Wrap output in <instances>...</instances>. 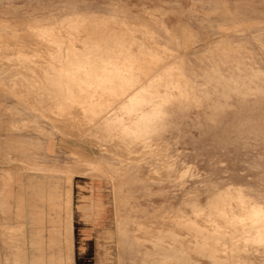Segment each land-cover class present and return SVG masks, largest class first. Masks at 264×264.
I'll return each mask as SVG.
<instances>
[{
  "label": "rangeland",
  "instance_id": "rangeland-1",
  "mask_svg": "<svg viewBox=\"0 0 264 264\" xmlns=\"http://www.w3.org/2000/svg\"><path fill=\"white\" fill-rule=\"evenodd\" d=\"M239 5L238 0H0V66L7 70L3 75L25 82L16 92H0L19 100L8 109L18 118L11 129L33 133L39 142L22 149L15 143L8 155H19L25 169L42 174L24 185V195L32 198L19 202L39 210L36 222H69L63 177L68 182L79 174L102 181L112 214V228L97 241V264H264V221L248 212L256 203L264 206V11ZM73 12L80 14L71 21L66 15ZM97 42L113 48V55L139 56L134 72L140 78L96 80L97 69H111L110 63L96 62L106 55ZM59 58L66 77L55 84L44 68ZM148 85L158 95L147 100L145 92L144 105L122 104ZM63 137L86 140L94 154L84 159L52 148ZM64 159L72 161L71 168L47 163ZM2 180L15 191V174L7 172ZM224 191V205L216 212L208 204ZM14 195L0 200L3 213L16 206ZM47 234L51 242L41 252L49 255L42 264H73L69 232L66 238L60 231Z\"/></svg>",
  "mask_w": 264,
  "mask_h": 264
},
{
  "label": "crops",
  "instance_id": "crops-1",
  "mask_svg": "<svg viewBox=\"0 0 264 264\" xmlns=\"http://www.w3.org/2000/svg\"><path fill=\"white\" fill-rule=\"evenodd\" d=\"M160 1L183 2L184 0ZM238 1L240 4L239 8L243 10L247 11L248 9L252 11L258 10L259 12L264 11V0H252L250 2L246 0L244 2L243 0ZM244 4H248L250 7H248V5L245 6ZM103 50L106 55L98 57L96 62L100 63V61H104L110 63L112 68L107 71H100L97 69L95 71L96 80L105 81V79H125L128 81L140 78V75L137 72H134L139 67V56L113 55L111 52L113 48L110 47L107 48V51L106 48H103ZM122 59L125 60V62L121 61ZM131 59L133 60L131 61ZM129 60L131 63L135 60V63L130 64L129 62L128 64ZM125 63L126 66L129 65L130 67L128 66L125 68ZM124 69L129 73L126 72L127 74H125ZM6 71L7 70L0 66V88H10L13 90L12 92H16L17 88L25 85V82L22 80L16 81L10 79L8 75H3ZM105 74L107 78L104 77L103 79L102 77ZM118 76L122 77L118 78ZM108 77H111V79ZM100 85L104 86V84ZM142 87V89H135L133 90L134 92H131V94L129 93L130 98L122 104L127 103L144 105L146 100L143 95L145 92H147V100L158 95L156 90H152L151 85H148L147 89L144 88L145 86ZM96 91L98 94L107 93V89L105 88H97ZM152 91H155V94H153ZM7 92L8 91L0 92V200L8 199V197L4 195L9 192H14L15 197L11 196V198L15 199L17 204L15 207L3 209L4 213L2 212V209H0L1 219L4 220L5 217V222H0V264H42V258L46 255V253L42 254L41 249L47 248V245L51 242L49 241L50 236L47 233L53 231L63 232L65 238V233L69 232L68 242L71 250V256H73V264H97V241L101 233L109 231L113 226L109 222L112 214L106 204L108 197H106L102 181L97 178L89 179L83 175L77 174L71 178V181L68 180L67 182V179L70 178L69 176L68 178L67 176H64L63 179L65 180V183H67V186L64 185V188L68 187L66 189L69 190L68 202L71 207L69 222L64 223L63 225H53L49 223L40 224L36 222L40 214L39 210L33 207H26V205L24 206L19 202L32 198L29 196L28 192L25 193L27 195H24V185L29 184V182H37L38 177H41L42 174L30 168H28V170L25 169L24 163L20 161L23 158L21 157V159L19 155H15V159L13 158L14 155L10 157L8 155V150L15 143L17 144V149H22L24 144L28 146L27 148H29V146L36 144L37 137L33 133L21 134L19 132H14L11 129V125L18 118L16 117V114L10 113L8 109L15 108L14 105L17 104L19 100L15 96H9ZM112 92H116V90L112 89ZM140 111L147 116V111L143 107H140ZM51 146L52 148L56 147V150L63 151L64 153L74 152L84 159H87L88 156L93 155L95 152L90 143L84 139H71L69 137H63L59 138L57 142L51 143ZM59 161L60 162L50 161L47 163H49V167H72V161L69 159ZM94 166L92 167L93 170L102 169L99 165H96L97 167ZM102 170H105L104 173L102 171L104 175L106 174L111 176L106 169ZM7 172L15 174L17 177L15 191L3 187L2 178L5 174H7ZM58 177L61 178V176ZM69 182L71 185L68 186ZM51 183L55 184L54 181H51ZM216 195L208 204L210 208H212L211 203L215 200ZM47 214L48 213H45V215ZM41 235H43L46 240H42ZM48 255L49 253H47L46 256Z\"/></svg>",
  "mask_w": 264,
  "mask_h": 264
},
{
  "label": "bare ground",
  "instance_id": "bare-ground-1",
  "mask_svg": "<svg viewBox=\"0 0 264 264\" xmlns=\"http://www.w3.org/2000/svg\"><path fill=\"white\" fill-rule=\"evenodd\" d=\"M106 3V2H105ZM158 3V2H157ZM57 6V5H56ZM61 6V5H60ZM157 7V6H156ZM160 7V6H159ZM179 8V7H178ZM49 9V8H48ZM250 9V8H249ZM172 12V11H171ZM170 13V12H169ZM80 13H76V12H73V13H71V14H67L66 16L68 17V18H70L69 20H71V21H74V20H72V18L74 17V16H77V15H79ZM241 16V15H240ZM65 17V16H64ZM97 21V20H96ZM70 22V21H69ZM80 22V21H79ZM73 23H75V22H72V25H74ZM77 23V22H76ZM248 23V22H247ZM250 23V22H249ZM97 24H99V23H97ZM242 24V23H241ZM70 25H71V23H70ZM235 25V24H234ZM234 25H233V27H234ZM238 26V25H237ZM69 27V26H68ZM72 27V26H71ZM108 27H110V26H108ZM232 27V28H233ZM257 30H259V29H257ZM261 30V29H260ZM184 31H186V30H184ZM257 32V31H256ZM260 32V31H259ZM154 33V32H153ZM256 34V33H255ZM74 36V35H73ZM119 36V35H118ZM257 36V35H256ZM160 38V37H159ZM167 38V37H166ZM193 38V37H192ZM188 40V39H187ZM152 42V41H151ZM215 42V41H214ZM104 43V42H103ZM102 43V44H103ZM215 43H217V41L215 42ZM92 44V43H91ZM94 44V43H93ZM96 44V46H97V44H98V42L97 43H95ZM101 43H99L98 44V46L97 47H102L101 45H102ZM107 44V43H106ZM106 44H105V46H106ZM122 44V43H121ZM213 44V43H212ZM211 44V45H212ZM123 45V44H122ZM181 45V44H180ZM228 45V44H227ZM89 46H90V44H89ZM103 46H104V44H103ZM114 46V45H113ZM132 46H133V44H132ZM232 46V45H231ZM234 46H235V44H234ZM56 47L57 48H62L63 47V44L61 43V42H59V43H56ZM73 47H75V46H73ZM88 47V46H87ZM93 47H95V46H93ZM92 46H91V48H93ZM126 47V46H125ZM153 47V46H152ZM96 48V47H95ZM104 48H106V51H107V48H108V46H106V47H104ZM216 48H218V46L217 47H215V49ZM94 49V48H93ZM101 49V48H100ZM133 49V48H132ZM156 49V48H155ZM167 49V48H166ZM184 49H186V48H184ZM208 49H211V48H208ZM218 49H221V48H218ZM68 50V49H67ZM102 50H103V47H102ZM137 50V49H136ZM223 50H224V48H223ZM226 50V49H225ZM104 51V50H103ZM113 51V50H112ZM111 51V52H112ZM206 51V50H205ZM230 51V50H229ZM101 52V51H100ZM165 52V51H164ZM176 52V51H175ZM216 52V51H215ZM222 52V51H221ZM95 53V52H94ZM105 53V52H104ZM202 53L203 54H205L203 51H202ZM202 53H200L199 52V54H202ZM220 53V52H219ZM227 53V52H226ZM89 54V53H88ZM100 54V53H99ZM109 54H110V51H109ZM198 54V55H199ZM221 54V53H220ZM229 54V53H228ZM195 55H197V54H195ZM211 55H213V54H211ZM242 55V54H241ZM213 56H215V55H213ZM212 56V57H213ZM218 56V55H217ZM172 57V56H171ZM184 57V56H183ZM199 57V56H198ZM204 57H205V55H204ZM233 57H235V56H233ZM233 57H232V59H233ZM92 58V60H93V57H91ZM95 58V57H94ZM98 58V57H97ZM218 59L219 58H221V57H217ZM223 58V57H222ZM245 58V57H244ZM84 59V58H83ZM86 59V58H85ZM100 59V58H99ZM126 59V58H125ZM147 59V58H146ZM145 59V60H146ZM205 59V58H204ZM207 59H208V57H207ZM237 59H239V58H237ZM242 59V58H241ZM97 60V59H96ZM101 60V59H100ZM104 60V59H103ZM133 59H131V61H132ZM209 60V59H208ZM213 60V59H212ZM216 60V59H215ZM214 60V61H215ZM236 59H234V62H236L235 61ZM90 61H91V59H90ZM94 61V60H93ZM119 61V60H118ZM117 61V62H118ZM121 61H124L125 62V60H121ZM127 61V60H126ZM135 61V60H134ZM132 62V63H135V62ZM216 61H218V60H216ZM222 61V60H221ZM233 61V60H232ZM73 62V61H72ZM88 62V61H87ZM101 62V61H100ZM104 62V61H103ZM116 62V63H117ZM123 62V63H124ZM129 62H130V60L128 61V64H129ZM209 62H212L211 60H209ZM219 62V61H218ZM217 62V63H218ZM231 61H229L228 63H230ZM239 62V61H238ZM75 63V62H74ZM82 63V62H81ZM84 63L85 64H88V63H86V60L84 61ZM94 63V62H93ZM131 62H130V64H132ZM201 63V62H200ZM213 63V62H212ZM215 63V62H214ZM223 63V62H222ZM226 63V62H225ZM77 64V63H76ZM99 64V63H98ZM121 64V63H120ZM164 64V63H163ZM205 64V63H204ZM216 64V63H215ZM219 64H221V63H219ZM231 64L233 65V63L231 62ZM230 64V65H231ZM240 64V63H239ZM100 65L102 66V63H100ZM105 65V64H104ZM106 65H107V63H106ZM116 65V64H115ZM114 65V66H115ZM119 65V64H118ZM125 65H126V63H125ZM124 65V66H125ZM160 65H161V63H160ZM198 65V64H197ZM212 65H214V64H212ZM227 65V64H226ZM237 65V64H236ZM74 66V65H73ZM91 66H92V64H91ZM117 66V65H116ZM129 65H127L126 67H128ZM162 66V65H161ZM198 66H200V65H198ZM75 67H76V65H75ZM130 67V66H129ZM132 67V66H131ZM151 67V66H150ZM202 67V66H201ZM204 67V66H203ZM207 67H210V66H207ZM206 66H205V68H207ZM219 67V66H218ZM221 67V66H220ZM224 67V66H223ZM234 67V66H233ZM232 67V70H234V68L236 67H234L233 68ZM112 68V67H111ZM139 68V67H138ZM152 68V67H151ZM194 68V67H193ZM205 68H203V69H205ZM215 68V67H214ZM239 68V67H238ZM117 69V68H116ZM156 69V68H155ZM196 69V68H195ZM202 69V70H203ZM210 69H212V67L210 68ZM228 69H230V67L228 68ZM228 69H225V70H228ZM88 70V69H87ZM86 70V71H87ZM149 70V69H148ZM221 70V69H220ZM231 70V71H232ZM236 70V69H235ZM241 70H243V69H241ZM116 71V70H115ZM128 71H130V70H128ZM207 71H209V69L207 68ZM215 71V70H214ZM244 71V70H243ZM65 72H66V69H65V67H64V60L62 61V59L61 58H59L58 59V62H55V64L54 63H50L49 64V66L48 67H45L44 68V73H45V76L47 77V79H48V81H49V79L50 80H52V81H54V83L55 84H60V83H62L63 82V80L65 79ZM152 72V71H151ZM194 72V71H193ZM87 73V72H86ZM110 73V72H109ZM126 73V72H125ZM127 73H129V72H127ZM131 73V72H130ZM150 73V72H149ZM209 73V72H208ZM225 73V72H224ZM231 73V72H230ZM88 74V73H87ZM196 74V73H195ZM212 74V73H211ZM249 74V73H248ZM99 75V74H98ZM135 75V74H134ZM197 75V74H196ZM230 75H232V74H230ZM238 75V74H237ZM90 76H91V74H90ZM240 76V75H239ZM94 77V76H93ZM104 77H106L107 78V76H106V74L102 77L103 79H104ZM120 76H118V78H119ZM122 77V76H121ZM120 77V78H121ZM194 77V76H193ZM192 77V78H193ZM197 77V76H196ZM199 77V76H198ZM198 77H197V79H198ZM232 77V76H231ZM243 77H244V74H243ZM87 78V77H86ZM102 78H101V80H102ZM109 78V77H108ZM148 78V77H147ZM214 78H215V76H214ZM242 78V77H241ZM109 79H111V77L109 78ZM204 79H206V77H204ZM210 79V78H209ZM24 80V79H23ZM106 80V79H105ZM112 80V79H111ZM124 80V79H123ZM146 80V79H145ZM192 80V79H191ZM194 80V79H193ZM240 80H242V79H240ZM226 81V80H225ZM105 82V81H104ZM128 82V81H127ZM194 82H196V80L194 81ZM198 82V81H197ZM200 82V81H199ZM198 84V83H197ZM197 84H195V85H197ZM220 84H223V83H221L220 82ZM228 84V83H227ZM193 85V84H192ZM228 85H230V84H228ZM242 85V84H241ZM121 86V85H120ZM130 86H132V85H130ZM223 86H225L226 87V85H224L223 84ZM193 87H194V85H193ZM196 87V86H195ZM199 87V84H198V86L196 87V88H198ZM201 87H202V85H201ZM231 87V86H230ZM200 88V87H199ZM198 88V89H199ZM209 88H211V87H209ZM216 88V87H215ZM224 88V87H223ZM234 88V87H233ZM195 89V88H194ZM219 89H221L220 87H219ZM88 90V89H87ZM227 90V89H226ZM230 90H232V87L230 88ZM229 90V91H230ZM197 91V90H196ZM222 91V90H221ZM125 92V91H124ZM123 92V93H124ZM92 93V92H91ZM94 93V92H93ZM96 93V92H95ZM122 93V94H123ZM112 94V93H111ZM126 94V93H125ZM206 94V93H205ZM225 94H227V93H225ZM224 94V95H225ZM118 95V94H117ZM128 95V94H127ZM186 95V94H185ZM93 96V95H92ZM107 96V95H106ZM122 96V95H121ZM94 97V96H93ZM97 97V96H96ZM114 98V97H113ZM119 99V98H118ZM121 99H123V98H121ZM121 99H120V101H121ZM111 100V99H110ZM110 102V101H109ZM115 102V101H114ZM110 105V104H109ZM108 108V107H107ZM39 143V142H38ZM165 146V145H164ZM155 147V146H154ZM163 147V146H162ZM152 153V152H151ZM16 161V160H15ZM168 165V164H167ZM26 166V165H25ZM94 166V165H93ZM92 166V167H93ZM94 167H97V166H94ZM166 167V166H165ZM30 170V169H29ZM97 172H102L103 170L102 169H95ZM105 171V170H104ZM104 171H103V173H104ZM183 171V170H182ZM106 175V174H105ZM109 180V179H108ZM165 192V191H164ZM248 192V191H247ZM224 195H226V192L224 191V192H219V193H217V195H216V198H215V200L211 203V207H212V209L214 210V211H216V212H219L220 211V209H221V206L222 205H224ZM261 197H263V196H261ZM263 203V202H262ZM256 207L255 208H250L249 209V213H252V214H254V216H257V217H259L261 220H263L264 221V206H263V204L262 205H260V204H258V203H256ZM223 213V212H222ZM225 213V212H224ZM223 213V214H224ZM120 220V219H119ZM124 233V232H123ZM118 234H119V232H118ZM120 236H121V233H120ZM127 236V235H126ZM124 238H126V237H124ZM128 239H130L131 238V240L133 239L132 237H127ZM126 238V239H127ZM134 239H135V237H134ZM130 240V241H131ZM132 242H134V241H132ZM135 244H136V242H135ZM126 245V244H125ZM137 245V244H136ZM135 246V245H134ZM137 247V246H136ZM138 252V251H137ZM139 253V252H138ZM143 262V261H142Z\"/></svg>",
  "mask_w": 264,
  "mask_h": 264
}]
</instances>
